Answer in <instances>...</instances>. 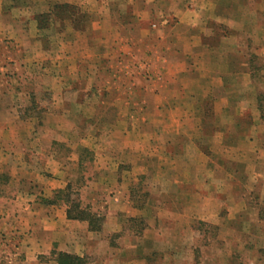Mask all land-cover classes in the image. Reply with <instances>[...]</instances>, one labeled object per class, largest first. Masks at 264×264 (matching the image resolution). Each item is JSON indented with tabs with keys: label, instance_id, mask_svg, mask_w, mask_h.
Returning <instances> with one entry per match:
<instances>
[{
	"label": "crops",
	"instance_id": "crops-1",
	"mask_svg": "<svg viewBox=\"0 0 264 264\" xmlns=\"http://www.w3.org/2000/svg\"><path fill=\"white\" fill-rule=\"evenodd\" d=\"M45 1V11L51 14L57 4H72L92 15L86 31L74 32L65 25L61 35L73 36L67 47L79 45L78 61L90 56L92 45L95 67L106 55L108 67H115L120 49L127 53L135 44L142 45L153 11L159 12L158 61L150 66L158 70L157 75L139 82L124 78L123 93L118 97L113 93L110 99L127 106L124 115L142 119L138 127L141 143L154 144L155 172L171 186L175 200L165 209L172 215L169 227L165 221L159 228L150 222L153 229H146L138 243L131 242L126 252L113 253L117 248H112L107 257L100 252L110 246L108 239H102L101 231L90 230L87 221L69 219L67 206L48 205L44 214L43 207L30 208L33 219L28 221L27 252L8 263L59 264L58 253L66 252L86 257L87 264H149L147 257L159 248L171 251L161 253L158 264L178 261L173 248L180 244L178 230L192 229L196 218L218 217L230 198L235 201L219 225L227 231L246 228L247 202L238 198L254 190L264 203V120L259 102L264 92V65H260L264 61V0ZM8 10L0 7V34L16 37L19 46L25 47L22 51L38 53L41 39L35 43L31 39L40 36L43 27L37 25L35 9L26 18L13 17ZM21 19L28 22L25 32ZM3 81L0 77V147L12 149L10 137L21 130L17 125L20 116L13 107L14 94ZM133 124L128 122L124 133L134 132ZM130 148L125 145L126 150ZM120 197L116 196L107 214L106 223L114 231L121 230L123 217L143 214L148 207L122 206Z\"/></svg>",
	"mask_w": 264,
	"mask_h": 264
},
{
	"label": "rangeland",
	"instance_id": "rangeland-1",
	"mask_svg": "<svg viewBox=\"0 0 264 264\" xmlns=\"http://www.w3.org/2000/svg\"><path fill=\"white\" fill-rule=\"evenodd\" d=\"M47 5L45 0H0V7L10 9L13 17L26 18L35 9L37 25L45 27L39 26L43 29L41 35L31 39L34 43L41 39L42 43L34 54L22 51L25 47L19 46L16 37L0 34V77L14 94L13 107L19 113L17 125L21 129L10 137L12 149L0 147L2 264H10L13 256L19 260L27 252L28 221L33 219L30 208L43 207L41 214H44L48 205L68 209L75 203L80 210L96 214L101 219L102 239L107 238L110 245L100 252L106 257L112 248H117L113 253L126 252L146 229H153L150 222L159 228V223L165 221L169 227L172 219L165 209L172 207L175 198L170 193L171 186L155 172L154 144L141 143L138 127L142 119L124 115L126 105L110 99L113 93L116 97L123 93L124 78L139 82L157 75L158 70L150 66L158 61L155 46L161 39L159 12L153 11L147 23L149 33L142 45L135 44L127 53L120 49L115 67H108V55L101 56V64L95 67L92 45L88 47L90 56L78 61L79 45L67 47L73 36L61 35L65 25L72 26L74 32L86 31L92 15L79 9L77 16L81 20L75 27L64 16L45 11ZM20 23L25 32L28 22L21 19ZM33 33L38 34L35 30ZM112 80L114 83L110 84ZM130 121L136 125L135 131L124 133V126ZM126 144L132 149L126 150ZM64 195H69V202ZM117 195H121L122 206L137 209L148 206L143 214L123 217L120 231H114L113 225L106 223L109 207L116 202ZM238 199L247 202L246 228L227 231L220 226L229 213L227 207L235 201L230 198L223 203L218 217L196 218L192 229L178 230L180 244L173 246L178 261L167 264H264V203L254 190ZM162 250L154 249L147 257L148 263L158 264L160 254L171 251Z\"/></svg>",
	"mask_w": 264,
	"mask_h": 264
},
{
	"label": "trees",
	"instance_id": "trees-1",
	"mask_svg": "<svg viewBox=\"0 0 264 264\" xmlns=\"http://www.w3.org/2000/svg\"><path fill=\"white\" fill-rule=\"evenodd\" d=\"M79 11V7L72 4H57L54 7L53 13L56 16H64V19H68L71 21L74 26H78L79 21L81 20L78 18L77 13ZM84 17V15H83ZM40 27H44L42 24H39ZM259 102H260V109H261V116L264 120V92L259 94ZM67 198V201H70L69 195H64ZM75 206V210L72 208ZM67 215L71 219H79V220H86L90 224V229L93 231L101 230V219L96 214H91L86 210H80L79 204H73V206L67 209ZM57 260L59 264H87V259L85 257H80L77 255L69 254L66 252H59L57 256Z\"/></svg>",
	"mask_w": 264,
	"mask_h": 264
}]
</instances>
